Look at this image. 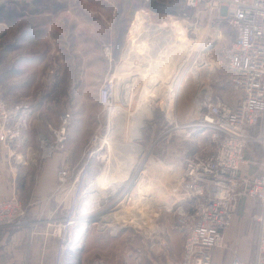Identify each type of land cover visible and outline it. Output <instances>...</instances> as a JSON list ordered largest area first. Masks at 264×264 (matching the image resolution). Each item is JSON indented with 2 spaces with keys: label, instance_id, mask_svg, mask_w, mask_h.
<instances>
[{
  "label": "rangeland",
  "instance_id": "rangeland-1",
  "mask_svg": "<svg viewBox=\"0 0 264 264\" xmlns=\"http://www.w3.org/2000/svg\"><path fill=\"white\" fill-rule=\"evenodd\" d=\"M150 1L0 0V32L15 29L0 38V64L31 63L25 76L31 87L24 89L30 94L16 99L29 102L8 106L17 116L24 112L26 124L8 146L0 145H16L15 155L7 159L18 163L12 165L18 175L31 177L32 187L44 163L52 162L56 169L54 191L40 203L44 208L59 205L58 214L44 219L43 210L31 220L28 206L40 199L25 192L24 200L15 195L25 210L22 219L45 224L46 237L58 240L53 233L63 226L73 247L87 237H152L159 248L157 264L177 263L180 257L169 259L168 234L183 240L173 213L179 195L177 176L187 156L213 149L208 133L184 125L196 118L204 98L236 102L224 61L232 33L226 28L216 43L215 29H207L205 14L186 8L184 0L162 1L169 14L152 12L147 7ZM195 14L200 21L194 30ZM177 35L187 43L177 42ZM199 49L207 53L206 59H196ZM125 53L131 64L117 81L112 76ZM141 60L145 66L137 67ZM158 71L160 82L155 79ZM109 80L113 90L103 106L98 96ZM33 109L39 112L34 117ZM61 113L71 117L66 140L41 159V137L53 142L49 128L59 125ZM62 170L69 176L60 182ZM26 186L23 190H28ZM244 203L250 212L239 222L241 234L236 239L252 244L256 207ZM59 250L64 251L60 246ZM140 252L132 257L135 263L144 259Z\"/></svg>",
  "mask_w": 264,
  "mask_h": 264
},
{
  "label": "built area",
  "instance_id": "built-area-1",
  "mask_svg": "<svg viewBox=\"0 0 264 264\" xmlns=\"http://www.w3.org/2000/svg\"><path fill=\"white\" fill-rule=\"evenodd\" d=\"M184 5L205 14L207 29H215L216 43L226 28L232 33L224 61L237 100L226 103L218 98H204L196 118L184 125L208 133L213 149L187 156L182 162L177 176L178 204L173 213L176 229L183 237V248L179 262L164 264H221L215 261L214 251L224 250L228 252L224 264H264V0H184ZM194 18L191 26L195 30L200 20L197 14ZM206 57L203 49L197 51L196 59ZM112 90L111 80L101 87L100 105H107ZM70 118L69 113H61L59 125L49 128L52 143L41 137V159L62 148ZM13 119H17L16 124H12ZM25 124L24 112L17 116L0 96V144L8 146ZM68 176L69 171L62 170L58 181L63 182ZM241 200L260 209L252 217L256 224L252 263L243 262L225 244V232L233 225ZM24 215L25 210L15 195L0 200V232L20 230L27 225L31 238L38 223L24 221ZM68 232L63 226L53 233L64 251L77 247H73L74 240L70 241ZM61 259L59 254L56 264Z\"/></svg>",
  "mask_w": 264,
  "mask_h": 264
},
{
  "label": "crops",
  "instance_id": "crops-1",
  "mask_svg": "<svg viewBox=\"0 0 264 264\" xmlns=\"http://www.w3.org/2000/svg\"><path fill=\"white\" fill-rule=\"evenodd\" d=\"M6 30L3 29L0 32V38L9 36V33L15 29L7 28ZM13 33L15 34V32ZM18 49L13 50L12 53H17ZM21 61L22 62H20V60L18 62L13 61L11 64L8 63L7 65L0 64V96L6 100L10 107L19 101V103L29 102L27 101L28 99L16 100L17 98L20 99L21 97L28 96L30 93H24V89L31 87L29 78L25 77L27 72H30L31 70L29 67L31 63L25 64L24 62L29 63V61ZM33 110V117L36 116L37 113L39 114L38 111L35 109ZM13 150L14 148H5L0 145V199L11 195H17L23 199L21 193L25 192L26 195H29L30 197L40 199L39 202L28 206L29 219H35L43 210H46V217H42L44 219L51 218L58 214V212H60L59 205H51L52 207L47 206L44 208L43 204L40 203L41 200L49 196L55 188L56 178L53 171L56 169L51 167L52 162H46L42 165L39 171L38 180L32 187V184H30L31 177L26 175L24 178V175H18L17 170L12 166L15 165L18 167V163L16 165V163L9 162L7 159L8 156H14L12 153ZM30 151L31 148H28L27 152L29 153ZM56 159L57 158L55 157V160ZM29 162L30 161L23 162V164L25 163V166H27ZM24 186H26L28 190H23ZM244 202L245 200L240 201L239 206L237 207L235 221L231 228L225 232V244L228 248H233L243 262L252 263L256 241V224L254 225L255 229L252 244H249L247 241L244 242L236 239V237L241 234V230L238 228L239 222L246 218L245 216L250 212V209L246 208L247 206ZM248 207L250 206L248 205ZM254 212L259 213L260 209L256 207ZM43 222L45 221L43 220ZM39 223L40 224L37 226L34 235L31 238H29L30 228L27 225L18 231L9 230L0 232V264H56L59 255L58 253L61 252L59 250L60 244L58 240L46 237L44 235L46 230L45 224L41 222ZM240 227L242 228V226ZM237 231H239V234H237ZM168 234L169 242L171 243L169 252L172 254L169 259L175 261L181 256L183 240L179 236L177 237L176 233L171 232L170 234L168 232ZM179 240L180 246L177 248ZM141 247H143L142 250H139L138 248ZM140 251L144 253L141 257L144 259L141 260L142 262L135 263L132 257L133 255H137ZM218 252L219 251H216L214 254L215 261L221 264L226 263L228 252L227 255H225L220 251L221 254H224L222 258L218 257ZM60 254L62 255L60 264H85L83 260L86 258L90 260L86 264L101 263L99 262L100 259L103 264H157L159 248L154 243L152 237L142 239L87 237L86 239H81L80 244L71 251L66 249Z\"/></svg>",
  "mask_w": 264,
  "mask_h": 264
},
{
  "label": "bare ground",
  "instance_id": "bare-ground-1",
  "mask_svg": "<svg viewBox=\"0 0 264 264\" xmlns=\"http://www.w3.org/2000/svg\"><path fill=\"white\" fill-rule=\"evenodd\" d=\"M136 18H139V20H141L140 19V13L139 12H137L136 13ZM136 21H137V19H136ZM136 28V27H135ZM134 31V30H133ZM173 33V32H172ZM171 33V34H172ZM135 34V33H134ZM152 34V33H151ZM182 35V34H181ZM176 38H177V42H179L181 45H184V44H186L187 43V41H186V39H185V37H183V36H179V35H177V36H175ZM131 38H133V37H131ZM134 39V38H133ZM164 39V38H163ZM160 40V39H159ZM130 42H131V39H130ZM132 42H134V41H132ZM154 42V41H153ZM139 43V41L138 42H136V45H135V47L137 46V44ZM149 43V42H148ZM147 44V43H146ZM150 44V43H149ZM157 44V43H156ZM133 45V44H132ZM140 46V45H139ZM131 47V46H130ZM133 47V46H132ZM149 48H152L151 46L149 47ZM129 49V48H128ZM129 51V50H128ZM140 52H142V51H140ZM144 52V51H143ZM146 53V52H145ZM142 54V53H141ZM127 56H128V54L127 53H125L124 55H123V57H122V60H121V62L117 65V67H116V69H115V71H114V73H113V76H112V78H114L115 80H117V79H121L122 78V76H123V74L127 71V69H128V67L130 66V62H129V59L127 58ZM143 56V55H142ZM139 57V56H138ZM142 58V57H141ZM150 58V57H149ZM152 59L153 58H151L150 59V61H152ZM141 62V64L139 63L138 64V66L137 67H139L140 65L142 66V64H143V66H145V64L146 63H144V62H142V60L140 61ZM149 64H150V62H149ZM154 64V63H153ZM153 64H150L151 66L153 65ZM156 64H158V63H156ZM149 65V66H150ZM133 66V65H132ZM153 67H155V65H153L152 66V68ZM160 68H162V67H160ZM158 73H159V71L157 72V77H155V79H157L158 81L160 80V78H161V73L158 75ZM163 75V74H162ZM159 76H160V78H159ZM118 81V80H117ZM160 82V81H159ZM90 191H91V189H89ZM97 221H99V218H97Z\"/></svg>",
  "mask_w": 264,
  "mask_h": 264
},
{
  "label": "trees",
  "instance_id": "trees-1",
  "mask_svg": "<svg viewBox=\"0 0 264 264\" xmlns=\"http://www.w3.org/2000/svg\"><path fill=\"white\" fill-rule=\"evenodd\" d=\"M164 0H151L147 7L152 11L156 13H163V14H169L171 13L170 9L165 8L161 3Z\"/></svg>",
  "mask_w": 264,
  "mask_h": 264
}]
</instances>
